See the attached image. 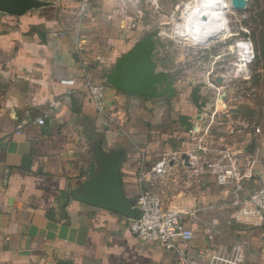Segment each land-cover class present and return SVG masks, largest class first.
<instances>
[{
    "label": "crops",
    "instance_id": "0c3cea01",
    "mask_svg": "<svg viewBox=\"0 0 264 264\" xmlns=\"http://www.w3.org/2000/svg\"><path fill=\"white\" fill-rule=\"evenodd\" d=\"M33 1L41 7L1 14L0 264H177L176 251L137 241L129 218L89 203L117 180L133 208L141 171L172 156L180 160L169 210L193 233L191 242L176 243L190 264H209L211 256L215 264H264V215L247 203L264 176V132L227 128L215 146L217 97L195 121L190 92L178 86L174 98L154 99L106 83L145 35L139 8L147 0H90L82 20L80 0ZM87 79L106 84L115 126L102 125L83 89ZM207 80L201 100L221 88ZM181 115L196 131L185 133ZM40 117L44 125L35 122ZM213 162H232L235 177L218 185L206 167Z\"/></svg>",
    "mask_w": 264,
    "mask_h": 264
},
{
    "label": "rangeland",
    "instance_id": "374dc122",
    "mask_svg": "<svg viewBox=\"0 0 264 264\" xmlns=\"http://www.w3.org/2000/svg\"><path fill=\"white\" fill-rule=\"evenodd\" d=\"M152 1L147 0L139 9L144 8L141 17V24L145 27L143 38L154 42L151 57L153 73L170 79L173 87L178 86L187 94L197 85L205 84L203 88H206L207 79L222 88L210 96L207 92L211 90L204 92L205 98L211 97L213 101L215 97L225 95L226 105L220 107L211 130L215 146L219 144V137L227 133V128L253 129L263 133L264 0H248L243 11L229 8L226 10L228 34L212 32L204 37L198 31L192 37L176 31L177 25H182L183 11L194 0ZM225 1L217 0L218 7H224ZM240 42L250 44L255 54L254 61L246 67L245 75L238 66L235 44ZM195 53L200 56L204 53L205 56L190 58ZM188 172L196 175L199 171L192 168ZM173 173L172 169L164 178H153L149 182L150 189L158 195L165 209L173 205V185H176Z\"/></svg>",
    "mask_w": 264,
    "mask_h": 264
},
{
    "label": "built area",
    "instance_id": "2783aa9c",
    "mask_svg": "<svg viewBox=\"0 0 264 264\" xmlns=\"http://www.w3.org/2000/svg\"><path fill=\"white\" fill-rule=\"evenodd\" d=\"M89 3L90 0H80L77 11L79 20L91 13ZM1 14L2 12H0V24ZM235 45L238 54V66L242 68V74L245 75L247 73L246 67L254 61L255 54L248 43L240 42ZM83 87L86 96L94 103L102 119V125L104 127L115 126L117 116L106 104V84L87 79ZM35 122L38 125L45 123L42 117L37 118ZM177 160H180L179 156L163 158L148 171H141L138 179L141 188L133 206L137 215L128 219V230L141 244H152L162 246L165 250L176 251L177 264H190L189 251L179 249L176 245L178 241L187 244L193 240L192 231L185 226L184 216L174 210L165 209L158 195L146 185L153 178H164L169 174ZM229 160L231 161L230 158ZM206 167L215 176L218 185H226L229 179L235 177V167L232 162L228 165L213 162L208 163ZM259 180V187L248 196L247 203L264 215V176H261ZM215 261L216 257L211 256L209 264H215Z\"/></svg>",
    "mask_w": 264,
    "mask_h": 264
},
{
    "label": "water",
    "instance_id": "95a60500",
    "mask_svg": "<svg viewBox=\"0 0 264 264\" xmlns=\"http://www.w3.org/2000/svg\"><path fill=\"white\" fill-rule=\"evenodd\" d=\"M247 5L248 0H231V6L238 11L245 10ZM39 7H41V3L33 0H0V12L14 16H20ZM208 16L207 13H203L199 18L201 21H207ZM153 45L154 42L151 40L142 38L115 65L114 70L106 76V83L120 92L143 98H174L176 91L172 86V81L163 75L153 73L154 66L151 63ZM203 87L205 84L197 85L190 93V102L197 110L194 116L195 121L201 120L202 113L210 114V110H207L212 105L210 98L201 100L199 94ZM224 97V94L217 97L215 102L217 107L222 106ZM178 122L185 133L196 131V127L191 122V117L181 115ZM188 158L187 154H183L181 157L186 166L189 165ZM95 196L96 201H89V203L112 210L127 218H133L137 215L136 211L130 208L128 202L122 198L117 180L100 186Z\"/></svg>",
    "mask_w": 264,
    "mask_h": 264
},
{
    "label": "bare ground",
    "instance_id": "6f19581e",
    "mask_svg": "<svg viewBox=\"0 0 264 264\" xmlns=\"http://www.w3.org/2000/svg\"><path fill=\"white\" fill-rule=\"evenodd\" d=\"M229 8L236 10L231 6V0H226L224 7H218L217 0H194L183 11L182 25H177L176 31L187 37H192L196 31L203 37L212 32L228 34L226 10ZM203 13L209 15L207 21L200 20L199 17Z\"/></svg>",
    "mask_w": 264,
    "mask_h": 264
}]
</instances>
